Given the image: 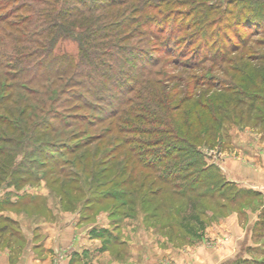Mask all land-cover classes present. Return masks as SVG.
I'll use <instances>...</instances> for the list:
<instances>
[{
    "label": "trees",
    "instance_id": "trees-1",
    "mask_svg": "<svg viewBox=\"0 0 264 264\" xmlns=\"http://www.w3.org/2000/svg\"><path fill=\"white\" fill-rule=\"evenodd\" d=\"M240 1L234 41L218 0H0V187L40 167L67 203L82 174L131 196L214 185L200 147L264 124V0Z\"/></svg>",
    "mask_w": 264,
    "mask_h": 264
},
{
    "label": "rangeland",
    "instance_id": "rangeland-1",
    "mask_svg": "<svg viewBox=\"0 0 264 264\" xmlns=\"http://www.w3.org/2000/svg\"><path fill=\"white\" fill-rule=\"evenodd\" d=\"M224 6L233 12L224 26L237 41L241 1ZM225 123L214 145L200 147L217 180L197 193L181 196L149 181L131 196L120 182L104 185L82 174V192L67 203L43 167L18 187L8 179L0 187V264H263L264 155L252 144L259 138L264 148V124ZM108 190L127 193L114 200Z\"/></svg>",
    "mask_w": 264,
    "mask_h": 264
},
{
    "label": "crops",
    "instance_id": "crops-1",
    "mask_svg": "<svg viewBox=\"0 0 264 264\" xmlns=\"http://www.w3.org/2000/svg\"><path fill=\"white\" fill-rule=\"evenodd\" d=\"M253 148H255V147H258L257 149L259 150V151H261V152H263V155H264V148H262L263 146V144H262V141L258 138L257 139V141H255L253 144ZM255 146V147H254ZM253 151H254V149H253ZM253 159H255L256 160V156H254V158ZM242 160V159H241ZM229 161V160H228ZM245 161H246V159H245ZM230 162V161H229ZM251 163V162H250ZM242 164L243 163H241V172L242 171H244V169H243V167H242ZM255 164H258V163H256V161L254 162V164H252L253 166H254V168L255 169H257L256 168V166H255ZM247 165V161L245 162V164H243V166H245V167H251V164H249V162H248V166H246ZM251 169V168H250ZM245 172V171H244ZM75 250V249H74Z\"/></svg>",
    "mask_w": 264,
    "mask_h": 264
}]
</instances>
